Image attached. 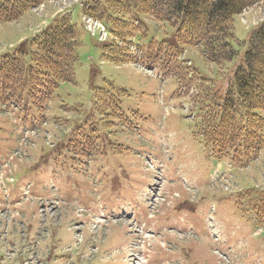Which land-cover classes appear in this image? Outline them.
<instances>
[{
	"label": "rangeland",
	"instance_id": "obj_1",
	"mask_svg": "<svg viewBox=\"0 0 264 264\" xmlns=\"http://www.w3.org/2000/svg\"><path fill=\"white\" fill-rule=\"evenodd\" d=\"M73 1L0 22V264H264V129L257 152L218 154L204 121L239 62L159 46L173 29L149 16L100 43ZM64 18L76 62L55 81L30 59ZM263 21L264 0L234 18L240 59Z\"/></svg>",
	"mask_w": 264,
	"mask_h": 264
},
{
	"label": "trees",
	"instance_id": "obj_2",
	"mask_svg": "<svg viewBox=\"0 0 264 264\" xmlns=\"http://www.w3.org/2000/svg\"><path fill=\"white\" fill-rule=\"evenodd\" d=\"M45 0H13L0 8V22L16 20L24 11ZM260 0H83V12L103 20L111 33L118 23L130 16L138 21L149 16L173 29L172 36L161 45L175 51L182 46L199 48L206 62L215 65L237 64L232 86L216 98L221 104L205 115L208 137L218 154L229 150L237 154L241 148L257 152L261 145L264 119V22L249 37L248 48L240 59L235 45L234 18ZM77 39L72 26L63 20L55 29L46 32L36 43L37 54L31 61L36 68L49 73L55 81H69L76 62ZM68 50L70 57L66 55ZM24 49L16 52L24 57ZM179 54V53H178ZM111 57V56H110ZM3 69V66H2ZM169 72L180 82L178 70ZM10 77L6 80L9 81ZM12 79L10 80V83ZM13 84V83H12ZM216 93V92H215ZM229 123V136L223 125ZM220 130V131H219ZM228 136V135H227Z\"/></svg>",
	"mask_w": 264,
	"mask_h": 264
},
{
	"label": "built area",
	"instance_id": "obj_3",
	"mask_svg": "<svg viewBox=\"0 0 264 264\" xmlns=\"http://www.w3.org/2000/svg\"><path fill=\"white\" fill-rule=\"evenodd\" d=\"M93 25L94 26L92 28H94V27H97L98 28L99 27V25H96L95 23H93Z\"/></svg>",
	"mask_w": 264,
	"mask_h": 264
},
{
	"label": "bare ground",
	"instance_id": "obj_4",
	"mask_svg": "<svg viewBox=\"0 0 264 264\" xmlns=\"http://www.w3.org/2000/svg\"><path fill=\"white\" fill-rule=\"evenodd\" d=\"M146 239V238H145ZM143 244V243H142Z\"/></svg>",
	"mask_w": 264,
	"mask_h": 264
}]
</instances>
